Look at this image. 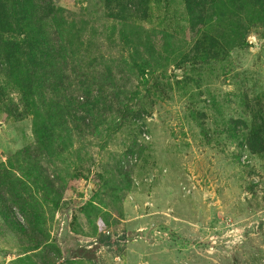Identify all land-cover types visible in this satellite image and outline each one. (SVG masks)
<instances>
[{
    "label": "rangeland",
    "instance_id": "1",
    "mask_svg": "<svg viewBox=\"0 0 264 264\" xmlns=\"http://www.w3.org/2000/svg\"><path fill=\"white\" fill-rule=\"evenodd\" d=\"M51 3L70 65L107 85L106 106L90 128L68 118L61 157L40 156L65 190L38 194L34 244L0 217V264H264V151L245 141L264 120V27L202 61L185 0ZM0 80V165L21 170L14 155L37 149L23 99H38Z\"/></svg>",
    "mask_w": 264,
    "mask_h": 264
},
{
    "label": "trees",
    "instance_id": "2",
    "mask_svg": "<svg viewBox=\"0 0 264 264\" xmlns=\"http://www.w3.org/2000/svg\"><path fill=\"white\" fill-rule=\"evenodd\" d=\"M185 3L202 61L219 58L223 48L225 59L230 48L246 45L251 28L264 27V0H185ZM59 11L51 0H0V75L6 80L13 79L22 96L33 95L38 99H23L29 108L36 109L37 149L14 155L22 159L21 170L0 165V217L11 231L29 238L32 244L38 242L35 235L43 218L38 194L42 193L46 200L52 196L58 202L65 190L56 176L51 177L43 169L40 156L44 154L49 162L61 157L67 150L63 133L69 139L72 135L68 118L73 117L74 124L77 121L90 128L96 113L106 106L101 102L107 85L82 75L76 70L77 65L68 61L61 43L64 32L59 30ZM141 74H145L144 68ZM4 86L0 80V87ZM94 129H99L98 124ZM245 141L252 153L262 154L264 120L252 124ZM89 207L101 212L89 203L83 209L88 218L92 215ZM18 215H22L23 222ZM102 236L103 242L111 239ZM38 249L40 246L36 244L30 247V252Z\"/></svg>",
    "mask_w": 264,
    "mask_h": 264
}]
</instances>
